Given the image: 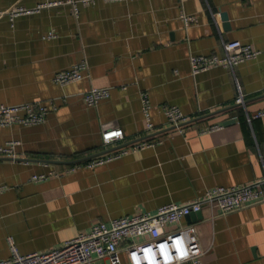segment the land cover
Returning a JSON list of instances; mask_svg holds the SVG:
<instances>
[{
	"label": "crops",
	"instance_id": "1",
	"mask_svg": "<svg viewBox=\"0 0 264 264\" xmlns=\"http://www.w3.org/2000/svg\"><path fill=\"white\" fill-rule=\"evenodd\" d=\"M47 1L54 0H0V10ZM182 12L196 21L185 26ZM48 31L55 35L45 37ZM230 39L260 53L234 71L214 66L191 74V54L221 53ZM82 58L88 68L81 79L52 80ZM235 79L243 104L235 102ZM102 86L109 95L87 105L83 92ZM143 91L157 127L152 132H146ZM35 100L49 103L45 121L0 126V145L19 140L16 158L0 156V259L10 256L7 235L21 253L44 251L98 221L154 212L216 185L260 177L264 116L249 121L248 115L264 108V0H98L80 5L78 15L67 3L13 19L2 14L0 103ZM163 103L191 116L181 132L168 129ZM229 118L234 122L224 126ZM112 127L122 128L124 138L103 144L102 132ZM141 140L153 143L134 148ZM50 170L61 174L31 179ZM182 222L196 225L202 264H264V201L224 214L205 205L200 216ZM130 243L146 264L157 254L171 257L164 236L145 233L121 240L120 264L136 261Z\"/></svg>",
	"mask_w": 264,
	"mask_h": 264
},
{
	"label": "built area",
	"instance_id": "2",
	"mask_svg": "<svg viewBox=\"0 0 264 264\" xmlns=\"http://www.w3.org/2000/svg\"><path fill=\"white\" fill-rule=\"evenodd\" d=\"M98 0H54L39 3L35 6H18L6 10H0V15L7 14L10 19L20 14H30L40 11L43 7L55 6L60 3L70 4L72 11L78 15L79 6L90 5ZM112 1V0H106ZM180 18L185 26L196 21L192 14L182 12ZM55 33L48 31L45 37H53ZM260 50L249 43L239 39H230L222 42L221 53H199L189 56L190 72L195 75L214 66H222L234 71V68L248 59L258 56ZM88 68L85 58L77 61L70 67L56 71L52 80L58 84H66L81 79ZM236 81L238 93L235 97L237 104L244 103V94ZM109 95V87H90L82 94L83 101L90 106L96 105L101 99ZM142 113L146 121V132L157 129L151 120V104L148 93L141 92ZM51 105V104H50ZM163 112L169 130L181 132L184 124L191 116L185 114L177 105L163 103ZM56 108L53 105V109ZM49 111V103L44 101H26L13 104L0 103V126L12 124L31 125L45 121ZM264 116V108L255 111L248 120ZM103 144L124 138L120 127H112L102 132ZM153 141L141 140L133 144L134 148H142L152 144ZM19 140L12 139L0 145V156L16 158L15 146ZM109 154L106 157L91 159L86 162L87 166H93L105 160L119 156ZM264 167V155H261ZM79 164H75L78 167ZM61 172L50 170L49 172L36 173L31 176L32 180L46 179L49 175H60ZM3 187L0 186V192ZM264 201V171L263 174L251 181L236 185H216L206 189L198 197L183 203L168 202L157 207L154 212H143L132 215H122L98 221L91 227L66 240L61 246L49 248L44 251H32L21 253L12 235H7L6 240L10 250V256L0 259V264H102V259H108V264H120L118 246L122 239L133 238L142 234H150L152 237L164 236L170 250V259H163L159 254L155 256L154 264H202V250L199 247L197 228L194 222H182L186 215L200 212L205 205L222 214L243 208L251 203ZM169 225L175 227L168 230ZM127 249L134 250L136 261L129 264H146L141 249L130 243Z\"/></svg>",
	"mask_w": 264,
	"mask_h": 264
},
{
	"label": "water",
	"instance_id": "3",
	"mask_svg": "<svg viewBox=\"0 0 264 264\" xmlns=\"http://www.w3.org/2000/svg\"><path fill=\"white\" fill-rule=\"evenodd\" d=\"M220 16H221V19L224 21V24H223V26L225 27L226 25H228L227 23H225V22H227L226 20H227V15L224 13V12H222L221 14H220ZM234 122V118H229V119H226V120H224L223 122H222V124L224 125V126H226V125H228V124H230V123H233ZM200 216V212H196V213H190L189 215H186V217L187 218H190V217H195V216Z\"/></svg>",
	"mask_w": 264,
	"mask_h": 264
}]
</instances>
